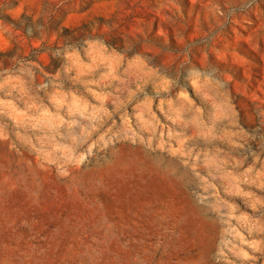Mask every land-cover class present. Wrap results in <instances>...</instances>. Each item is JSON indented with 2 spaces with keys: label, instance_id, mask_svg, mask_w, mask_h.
Masks as SVG:
<instances>
[{
  "label": "rangeland",
  "instance_id": "obj_1",
  "mask_svg": "<svg viewBox=\"0 0 264 264\" xmlns=\"http://www.w3.org/2000/svg\"><path fill=\"white\" fill-rule=\"evenodd\" d=\"M0 264H264V0H0Z\"/></svg>",
  "mask_w": 264,
  "mask_h": 264
}]
</instances>
